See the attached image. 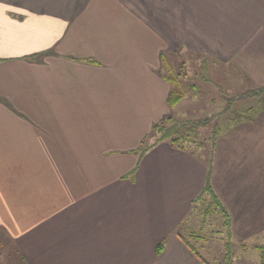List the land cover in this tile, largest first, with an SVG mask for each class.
Instances as JSON below:
<instances>
[{"label":"crops","instance_id":"obj_1","mask_svg":"<svg viewBox=\"0 0 264 264\" xmlns=\"http://www.w3.org/2000/svg\"><path fill=\"white\" fill-rule=\"evenodd\" d=\"M180 57L220 67L222 97L232 71L251 81L233 83L258 103L226 120L211 185L228 244L263 252L264 0H0V259L203 264L180 230L206 160L164 141L127 177L157 123L192 114L187 94L168 105Z\"/></svg>","mask_w":264,"mask_h":264},{"label":"rangeland","instance_id":"obj_2","mask_svg":"<svg viewBox=\"0 0 264 264\" xmlns=\"http://www.w3.org/2000/svg\"><path fill=\"white\" fill-rule=\"evenodd\" d=\"M183 58L180 57L177 61L169 64H164L163 72L169 78L174 79L183 75L185 70L188 75V79L180 78L182 81V92L184 91L188 96L189 100L186 101V106L191 107V110L187 108V111L191 112V115L185 114L179 116L177 109L173 110L172 117L174 118V124L180 126L183 121L191 119V121H208L207 126L190 130L192 136V142H195L197 146L192 145V151L197 153L203 159H209L212 150L215 149L214 142L220 136V132L225 131L226 120L231 115H237L243 113L247 109L256 106L258 103L257 96L251 98H241L239 95L251 91L250 89H236L233 83L238 81L250 82L248 78H238L237 74L232 71V75L229 74V83L225 84L226 87L224 92L228 93L225 97H222V89L215 86L217 83L220 86L221 73L219 69L207 70L202 60L196 58H189L187 60L190 65L188 68L184 67ZM189 67H191L190 73H188ZM216 78V80H215ZM215 82V83H214ZM176 83V82H175ZM264 97V94H263ZM183 108V107H182ZM229 109V110H228ZM185 111V112H187ZM224 112V114L217 119V113ZM209 118V119H208ZM219 127V135H215V129ZM187 133V132H185ZM156 136H151L148 143H152ZM216 138V139H215ZM200 145V146H199ZM200 210L195 211L191 218L189 228L183 227L180 232L187 239V241L197 248L201 255L209 264H225V250L228 244L227 229L224 226V219L218 215L212 214L207 219L204 217V209L199 206ZM198 235L199 238L194 237ZM6 253L0 259V263L5 264L10 262L12 264H24L18 253L11 249L9 245L4 246ZM250 250L252 252H250ZM249 252L244 250L238 244L231 246L232 255L234 256L235 264H257L260 259H264V253L255 251L258 256H253L254 250L250 249ZM159 255V254H158ZM1 256V255H0ZM254 257V258H253ZM258 258V260L255 258Z\"/></svg>","mask_w":264,"mask_h":264},{"label":"trees","instance_id":"obj_3","mask_svg":"<svg viewBox=\"0 0 264 264\" xmlns=\"http://www.w3.org/2000/svg\"><path fill=\"white\" fill-rule=\"evenodd\" d=\"M171 84H172V91L168 97V105L169 107H175L179 102H181L185 97L186 93L181 91L182 84H180L179 77L171 79L169 78ZM176 82V83H175ZM184 123H181L180 126H177L174 124V118L170 116L163 122L157 123L152 132L142 141L141 146L136 150L135 154L137 155V163L134 168V170L127 176L130 177L132 180H134L135 175L137 173V170L141 164V161L145 157V155L154 147L159 145L161 142L168 141L173 147L191 152L192 154H196L194 151H192V145L197 146L195 142H192L190 135V130L194 131V129H198L203 126L208 125V121H191L186 120L183 121ZM187 132V133H185ZM220 132V128L217 127L215 129V135L218 136ZM156 136L155 140L152 143H148V140L151 136ZM216 139V138H215ZM214 145H216V140L214 142ZM200 146V145H199ZM213 150L209 157V159H206V162L209 166L208 169V175L206 179V184L202 192L199 194L197 199L193 202V213L199 209V206H201L204 209V217L207 219L209 216L215 213V215L220 216L224 219V226L228 229L229 225V216L226 211V209L222 206L220 200L216 196L212 185H211V165H212V156H213ZM198 155V154H197ZM205 160V159H204ZM183 241L187 245V247L191 250V252L197 256L203 264H209L205 258L201 255V253L197 250L196 247L191 245L187 239H185L184 236ZM194 237L199 238L198 235H195ZM202 237L199 238V240ZM166 242L163 241L161 244H159L157 248V254H161L165 248ZM232 244H227L226 250H225V264H232L233 255L231 251ZM261 250L264 252V247L261 248Z\"/></svg>","mask_w":264,"mask_h":264}]
</instances>
